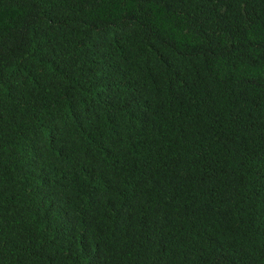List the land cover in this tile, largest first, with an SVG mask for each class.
<instances>
[{
	"label": "trees",
	"instance_id": "trees-1",
	"mask_svg": "<svg viewBox=\"0 0 264 264\" xmlns=\"http://www.w3.org/2000/svg\"><path fill=\"white\" fill-rule=\"evenodd\" d=\"M0 264H264V0H0Z\"/></svg>",
	"mask_w": 264,
	"mask_h": 264
}]
</instances>
